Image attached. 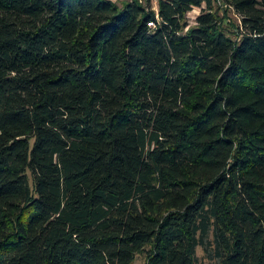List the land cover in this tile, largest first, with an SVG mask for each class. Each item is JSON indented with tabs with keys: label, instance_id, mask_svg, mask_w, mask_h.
<instances>
[{
	"label": "trees",
	"instance_id": "1",
	"mask_svg": "<svg viewBox=\"0 0 264 264\" xmlns=\"http://www.w3.org/2000/svg\"><path fill=\"white\" fill-rule=\"evenodd\" d=\"M158 3L0 0V264H264V0Z\"/></svg>",
	"mask_w": 264,
	"mask_h": 264
},
{
	"label": "rangeland",
	"instance_id": "2",
	"mask_svg": "<svg viewBox=\"0 0 264 264\" xmlns=\"http://www.w3.org/2000/svg\"><path fill=\"white\" fill-rule=\"evenodd\" d=\"M118 1L123 2L125 0H118ZM152 2H153V7L157 9L159 5L158 3L159 0H152ZM201 11L202 10L200 7L199 8L196 7L188 14L190 25H194L196 23V18ZM229 15L231 16L234 22H235V19L238 21L237 17L235 16L233 12L230 11ZM149 21H151V19ZM198 254H199L200 264H216V261L211 258L210 253H208V251L205 250L203 247L198 248ZM146 260H147L146 255L139 254L135 264H146Z\"/></svg>",
	"mask_w": 264,
	"mask_h": 264
},
{
	"label": "built area",
	"instance_id": "3",
	"mask_svg": "<svg viewBox=\"0 0 264 264\" xmlns=\"http://www.w3.org/2000/svg\"><path fill=\"white\" fill-rule=\"evenodd\" d=\"M149 25H150V26H155L153 21L150 22Z\"/></svg>",
	"mask_w": 264,
	"mask_h": 264
}]
</instances>
